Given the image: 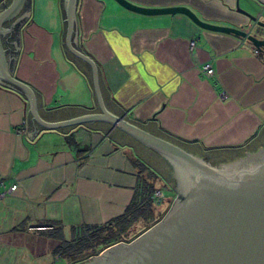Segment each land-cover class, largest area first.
<instances>
[{
  "label": "crops",
  "instance_id": "obj_1",
  "mask_svg": "<svg viewBox=\"0 0 264 264\" xmlns=\"http://www.w3.org/2000/svg\"><path fill=\"white\" fill-rule=\"evenodd\" d=\"M128 1L186 6L264 37V27L236 9L264 21L262 0ZM26 12L1 33L5 70L34 89L46 120L98 111L89 67L65 47L64 0H24L16 19ZM76 24V44L96 62L110 111L217 164L264 147V53L247 40L201 28L183 13L142 14L116 0H77ZM207 63L215 79L202 75ZM30 119L25 96L0 83V180L17 184L0 199V264H57L64 260L53 254L58 241L34 227L61 226L70 239L73 226L122 214L149 169L156 188L172 181L165 157L107 122L43 128L31 139ZM23 121L20 135L14 128Z\"/></svg>",
  "mask_w": 264,
  "mask_h": 264
},
{
  "label": "water",
  "instance_id": "obj_2",
  "mask_svg": "<svg viewBox=\"0 0 264 264\" xmlns=\"http://www.w3.org/2000/svg\"><path fill=\"white\" fill-rule=\"evenodd\" d=\"M116 1L142 14L183 13L201 28L238 36L264 53V37L241 27L203 20L186 6L143 7L128 0ZM4 2L0 0V36L7 31L11 33L13 24L29 15L26 12L16 19L24 0ZM76 3L77 0H64V43L68 52L90 69L99 109L96 112L57 121L44 119L39 113L34 89L5 70L0 40V83L25 96L31 115L29 137L32 139L43 128L107 122L165 157L172 165V180L175 182L172 186L177 191L158 221L132 240L104 248L86 264H264V147L217 164L110 111L104 102L96 62L76 44ZM236 9L264 27V21L238 3ZM12 21L9 27H5ZM11 42L15 45V41Z\"/></svg>",
  "mask_w": 264,
  "mask_h": 264
},
{
  "label": "trees",
  "instance_id": "obj_3",
  "mask_svg": "<svg viewBox=\"0 0 264 264\" xmlns=\"http://www.w3.org/2000/svg\"><path fill=\"white\" fill-rule=\"evenodd\" d=\"M142 164V163H141ZM148 168L145 165L140 167ZM147 177L140 176L134 195L124 212L105 224L77 225L71 229L70 239H65L61 226L47 225L48 229L41 230L42 234L58 241L53 249V254L61 257L67 264H82L94 252L119 241H130L138 233L149 228L162 217V212L157 210L151 195L154 178L157 175L150 169ZM23 223L14 229H20ZM44 225V224H39Z\"/></svg>",
  "mask_w": 264,
  "mask_h": 264
},
{
  "label": "built area",
  "instance_id": "obj_4",
  "mask_svg": "<svg viewBox=\"0 0 264 264\" xmlns=\"http://www.w3.org/2000/svg\"><path fill=\"white\" fill-rule=\"evenodd\" d=\"M193 42L194 41L190 42V46L193 45ZM255 51L258 52L257 49H255ZM201 73L203 76L210 78V79H215V77H216L215 69L211 63L205 64L201 68ZM218 96L220 99L224 100L228 97V93L224 89H220L218 91ZM14 130L17 134L25 135L27 133L26 121H23L20 125H17L14 128ZM16 189H17L16 183L8 184L5 180H0V199L4 198L8 194H11ZM164 197H165L164 190H163V188H159V187L155 188L152 192V195H151V199H152L154 205H156V206L160 205V203L162 202ZM34 228L37 230H44V229H48L50 227H48L46 225H38ZM56 258H58V257H56Z\"/></svg>",
  "mask_w": 264,
  "mask_h": 264
},
{
  "label": "rangeland",
  "instance_id": "obj_5",
  "mask_svg": "<svg viewBox=\"0 0 264 264\" xmlns=\"http://www.w3.org/2000/svg\"><path fill=\"white\" fill-rule=\"evenodd\" d=\"M152 162H153V164H156V162L154 161V160H152ZM156 181V180H155ZM165 183V181H161V180H157V184L158 185H162V183ZM167 186L165 185L164 187L166 188H164L163 190H164V193H165V197L163 198V200H162V202L160 203V205H162L161 207H162V209H163V212H162V216H163V214L166 212V210L169 208V205L171 204V202H172V200H173V198L174 197H176V195H177V191L174 189V187L172 186V184L173 185H175V182L172 180L171 182H169V181H167ZM156 184V183H155ZM166 184V183H165ZM160 188H162V187H160ZM159 205V206H160ZM158 206V205H157ZM164 207V208H163ZM143 232V231H142ZM141 233V232H140ZM140 233H138V234H140ZM137 234V235H138ZM136 235V236H137ZM135 236V237H136ZM134 237V238H135ZM119 242H121V241H119ZM122 242H128V241H122ZM102 251V250H101ZM101 251H99V252H94L92 255H90L89 257H87L86 259H85V261L82 263V264H86V263H88V262H91L92 261V259H93V257L94 256H96V255H98ZM50 257V256H49ZM56 260L58 259V258H55ZM58 261V260H57ZM57 264H66V261H64V260H62L61 262H57Z\"/></svg>",
  "mask_w": 264,
  "mask_h": 264
}]
</instances>
